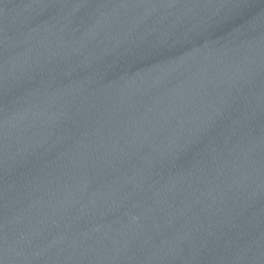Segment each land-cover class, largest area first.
Here are the masks:
<instances>
[{"label":"water","instance_id":"95a60500","mask_svg":"<svg viewBox=\"0 0 264 264\" xmlns=\"http://www.w3.org/2000/svg\"><path fill=\"white\" fill-rule=\"evenodd\" d=\"M0 264H264V0H0Z\"/></svg>","mask_w":264,"mask_h":264}]
</instances>
